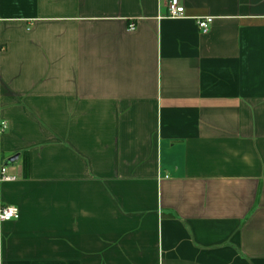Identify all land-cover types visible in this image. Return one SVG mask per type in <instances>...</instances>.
Segmentation results:
<instances>
[{
    "label": "crops",
    "instance_id": "crops-1",
    "mask_svg": "<svg viewBox=\"0 0 264 264\" xmlns=\"http://www.w3.org/2000/svg\"><path fill=\"white\" fill-rule=\"evenodd\" d=\"M170 1L0 0V264H264V0Z\"/></svg>",
    "mask_w": 264,
    "mask_h": 264
},
{
    "label": "built area",
    "instance_id": "built-area-1",
    "mask_svg": "<svg viewBox=\"0 0 264 264\" xmlns=\"http://www.w3.org/2000/svg\"><path fill=\"white\" fill-rule=\"evenodd\" d=\"M169 18L171 19H184L185 18V8L179 0H171L168 4ZM214 22L213 17L200 18L198 20V27L201 31L206 32L210 29ZM129 31H135V26L132 24L129 26ZM8 130V125L1 119V99H0V137L6 133ZM16 178L8 175L7 168L0 164V182H14ZM11 207L0 206V224L6 222H12L18 218V211L15 209L11 213V218L9 217V212ZM2 251V239L0 237V254Z\"/></svg>",
    "mask_w": 264,
    "mask_h": 264
},
{
    "label": "water",
    "instance_id": "water-1",
    "mask_svg": "<svg viewBox=\"0 0 264 264\" xmlns=\"http://www.w3.org/2000/svg\"><path fill=\"white\" fill-rule=\"evenodd\" d=\"M18 158H19V156H15L14 158H12V159L8 162V164H10V165L14 164V163L18 160Z\"/></svg>",
    "mask_w": 264,
    "mask_h": 264
},
{
    "label": "clouds",
    "instance_id": "clouds-1",
    "mask_svg": "<svg viewBox=\"0 0 264 264\" xmlns=\"http://www.w3.org/2000/svg\"><path fill=\"white\" fill-rule=\"evenodd\" d=\"M15 209H11L10 212H9V217L8 218H11V213L14 212Z\"/></svg>",
    "mask_w": 264,
    "mask_h": 264
}]
</instances>
